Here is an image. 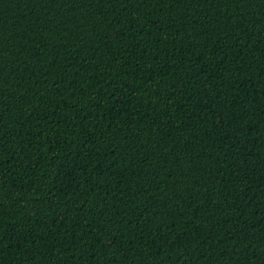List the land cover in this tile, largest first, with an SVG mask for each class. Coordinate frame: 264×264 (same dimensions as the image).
Returning <instances> with one entry per match:
<instances>
[{"label":"trees","instance_id":"obj_1","mask_svg":"<svg viewBox=\"0 0 264 264\" xmlns=\"http://www.w3.org/2000/svg\"><path fill=\"white\" fill-rule=\"evenodd\" d=\"M0 264H264V0H0Z\"/></svg>","mask_w":264,"mask_h":264}]
</instances>
